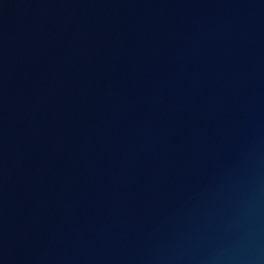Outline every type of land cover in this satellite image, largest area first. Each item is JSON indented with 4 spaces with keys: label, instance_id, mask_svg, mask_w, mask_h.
Wrapping results in <instances>:
<instances>
[{
    "label": "water",
    "instance_id": "1",
    "mask_svg": "<svg viewBox=\"0 0 264 264\" xmlns=\"http://www.w3.org/2000/svg\"><path fill=\"white\" fill-rule=\"evenodd\" d=\"M0 264H264V0H0Z\"/></svg>",
    "mask_w": 264,
    "mask_h": 264
}]
</instances>
